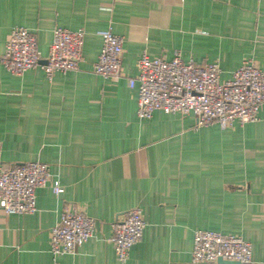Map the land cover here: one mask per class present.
<instances>
[{"label": "crops", "instance_id": "obj_1", "mask_svg": "<svg viewBox=\"0 0 264 264\" xmlns=\"http://www.w3.org/2000/svg\"><path fill=\"white\" fill-rule=\"evenodd\" d=\"M29 29L43 61L56 28L84 30L83 60L49 80L22 76L0 60V165L47 164L51 184L36 190L37 211L0 207V264H120L112 224L140 208L143 239L126 264H193L197 230L242 237L264 264V105L256 123L198 127L193 114L137 116L138 61L218 63L222 80L253 58L264 69V0H0V59L13 28ZM123 37V76L94 73L101 34ZM75 208L96 221L76 255L54 258L51 231Z\"/></svg>", "mask_w": 264, "mask_h": 264}, {"label": "built area", "instance_id": "obj_2", "mask_svg": "<svg viewBox=\"0 0 264 264\" xmlns=\"http://www.w3.org/2000/svg\"><path fill=\"white\" fill-rule=\"evenodd\" d=\"M102 46L94 73L116 80L123 76L124 39L112 28L101 34ZM85 31L56 28L48 57L43 61L38 39L27 28H13L7 38L1 64L7 73L22 76L42 69L49 80L56 73L67 75L79 69L83 60ZM138 75L129 80L137 89V116L151 120L156 111L166 114H193L198 127L218 125L231 129L260 120L264 105V69L249 58L229 80H222L218 63L197 64L184 61L180 53L170 61L151 59L144 54L137 64ZM2 145L0 142V159ZM51 184L55 196L63 193L60 181L47 164L28 162L0 165V207L7 215L32 214L37 211L36 190ZM96 221L75 208L65 212L51 231V254L54 258L76 255L78 249L94 237ZM146 222L140 208H134L112 224L113 244L120 264H126L133 247L144 235ZM221 260V263L219 262ZM193 264H255L252 244L242 237L209 230H197L192 250Z\"/></svg>", "mask_w": 264, "mask_h": 264}, {"label": "water", "instance_id": "obj_3", "mask_svg": "<svg viewBox=\"0 0 264 264\" xmlns=\"http://www.w3.org/2000/svg\"><path fill=\"white\" fill-rule=\"evenodd\" d=\"M219 262L221 263V260H219Z\"/></svg>", "mask_w": 264, "mask_h": 264}]
</instances>
